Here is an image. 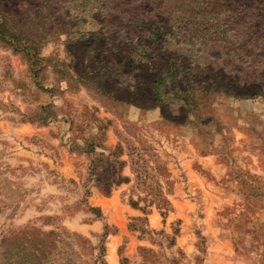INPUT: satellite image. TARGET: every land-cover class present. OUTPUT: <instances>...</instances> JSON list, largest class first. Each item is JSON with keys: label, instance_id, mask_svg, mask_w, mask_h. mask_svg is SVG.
Instances as JSON below:
<instances>
[{"label": "rangeland", "instance_id": "374dc122", "mask_svg": "<svg viewBox=\"0 0 264 264\" xmlns=\"http://www.w3.org/2000/svg\"><path fill=\"white\" fill-rule=\"evenodd\" d=\"M0 15V264H264V0Z\"/></svg>", "mask_w": 264, "mask_h": 264}, {"label": "trees", "instance_id": "16d2710c", "mask_svg": "<svg viewBox=\"0 0 264 264\" xmlns=\"http://www.w3.org/2000/svg\"><path fill=\"white\" fill-rule=\"evenodd\" d=\"M70 2V1H69ZM71 6V4L69 3V7ZM3 24H4V19H2V16L0 15V35H2V30H4V27H3ZM100 33L101 34V32H99V31H91V30H89V31H86L83 35H88V34H90V35H99L98 33ZM162 36V34L161 33H157V37L159 38V37H161ZM68 42V41H67ZM20 44V43H19ZM17 49H23V46L22 47H17ZM154 79H152V81H153ZM152 81H151V83H150V85L152 84ZM123 180L125 181V182H127L128 181V178H126V177H123ZM141 199V197H139V196H137L136 197V200H132L131 198H129L128 199V203H129V205L131 206V207H133V208H137V209H139L140 211H142V213L143 214H146L147 213V211L145 210V207H137V202H138V200H140ZM159 201H162V202H165V199L163 198V197H160L159 198ZM157 209H161V208H163L164 209V211H159L160 212V214L161 215H163V214H165V211L167 210V208L166 207H156Z\"/></svg>", "mask_w": 264, "mask_h": 264}, {"label": "crops", "instance_id": "0c3cea01", "mask_svg": "<svg viewBox=\"0 0 264 264\" xmlns=\"http://www.w3.org/2000/svg\"><path fill=\"white\" fill-rule=\"evenodd\" d=\"M232 104H233V103H232ZM234 106H235V107H236V106H237V107H239V106L241 107V104H240L239 102H236V103H234ZM224 107L227 108V105L224 106ZM236 121H237V122H236V127L239 128V127H240V123H243V120L240 119V118H237ZM240 121H241V122H240ZM241 126H242V124H241ZM236 127H235V128H236ZM232 128L234 129L233 126H232ZM109 199H113V195H111V197H110ZM115 203H116V202H115ZM119 204H121L122 207H131L130 205L127 204V202H126V203H123V204H122V203H119ZM114 207H119V206H118L117 204H115Z\"/></svg>", "mask_w": 264, "mask_h": 264}]
</instances>
